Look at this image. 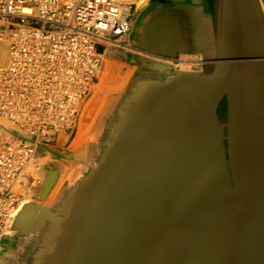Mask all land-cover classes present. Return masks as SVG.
Wrapping results in <instances>:
<instances>
[{"label":"water","instance_id":"water-1","mask_svg":"<svg viewBox=\"0 0 264 264\" xmlns=\"http://www.w3.org/2000/svg\"><path fill=\"white\" fill-rule=\"evenodd\" d=\"M212 29L201 70L135 56L93 164L23 204L8 264H264L261 1L215 0Z\"/></svg>","mask_w":264,"mask_h":264},{"label":"built area","instance_id":"built-area-1","mask_svg":"<svg viewBox=\"0 0 264 264\" xmlns=\"http://www.w3.org/2000/svg\"><path fill=\"white\" fill-rule=\"evenodd\" d=\"M135 1L0 0V237L38 167V146L73 129L107 44L124 43ZM190 62L201 70L204 59Z\"/></svg>","mask_w":264,"mask_h":264},{"label":"crops","instance_id":"crops-1","mask_svg":"<svg viewBox=\"0 0 264 264\" xmlns=\"http://www.w3.org/2000/svg\"><path fill=\"white\" fill-rule=\"evenodd\" d=\"M214 1L136 0L126 14L130 30L123 41L136 53L157 59H210ZM260 1L264 11V0ZM22 247L23 241L12 232L1 237L0 264L13 261Z\"/></svg>","mask_w":264,"mask_h":264},{"label":"rangeland","instance_id":"rangeland-1","mask_svg":"<svg viewBox=\"0 0 264 264\" xmlns=\"http://www.w3.org/2000/svg\"><path fill=\"white\" fill-rule=\"evenodd\" d=\"M103 54H105L108 57L110 56L111 57L110 61L112 60L111 63L113 65L112 66L113 69H112V79L110 82L111 83L110 85L112 88L108 90L109 92L106 91L107 92V93H105L106 95L104 94L105 96H103L104 99L102 98L101 100H99V102L97 101V103H96L97 105L95 104L92 107V109L90 110V112L88 114V117H87L88 119H86V122L88 124V131H87L86 135H88V136H86L85 138L89 139L88 141L93 143V145H94L93 153L97 150L96 146L98 143V134H99L100 129L102 128V125H103L106 117L111 112L115 102L117 101V99L119 98L121 93L124 91L127 84L129 83V81L136 75V73L134 71L136 67H135V64L133 61L135 59V56L138 55V53H136L135 51H133L129 48L125 49V48H121L118 46H114L113 44H107L106 50ZM192 59H194V58H192ZM102 64H103V57H102ZM102 64H101V66H102ZM174 65L175 64H173V66ZM101 66H100V68H101ZM174 67H176V66H174ZM125 72L127 73V75H125ZM121 75H122V80L124 82L120 78ZM124 77L126 79H124ZM119 80H120V82H119ZM117 83L118 84L120 83V85H118ZM121 83H123V84H121ZM102 100H103V102H101L102 103L101 104L100 101H102ZM105 101H106V103H105ZM98 103L101 105H98ZM93 113H94V115H93ZM73 133H74V130L72 129V130L68 131L66 134H61L59 136V138L57 139V141H55L54 143L48 144V145H43V147H45V148H43L44 151L43 150L42 151L40 150L41 152L39 150L36 151L35 160H36V162H38L37 165L38 164L39 165H38L36 170L32 171L33 178L29 179L27 182V188L29 191L27 190L25 193L26 195L25 194L22 195L21 198L25 199V197H27V199L29 201H37L36 199H38V197L36 196V194H38L37 192L39 191V186H38L39 183L37 182V180L41 177L40 176L41 171L49 168L51 165H53V166L58 165L59 166L58 172H57L56 176L54 177L53 182H52V186L50 188V189H52L54 187V184H57V182H59V185L58 184L56 185V186H58V187H56L57 190L55 191L52 199H50L51 201L44 199V200H41L44 202H40V203H43L46 205L50 204L54 200V198L59 195L62 188L71 184L81 174V171L86 166V164H93V160H92V154L93 153L92 154H86V153L82 152L81 148H76L73 150L71 149L70 143H71L72 137L74 135ZM89 135H91V136H89ZM60 137H62L61 138L62 140H60ZM66 173H68V174H66ZM60 176L61 177L64 176V177L61 178Z\"/></svg>","mask_w":264,"mask_h":264},{"label":"bare ground","instance_id":"bare-ground-1","mask_svg":"<svg viewBox=\"0 0 264 264\" xmlns=\"http://www.w3.org/2000/svg\"><path fill=\"white\" fill-rule=\"evenodd\" d=\"M114 46H118L113 44ZM121 48H129V45L124 42L123 44H119ZM110 48V47H109ZM130 49V48H129ZM132 49V48H131ZM0 55H3L4 59L6 57V51L5 48L0 44ZM103 57V64L101 66V68H99L98 70V74H97V82L93 85L90 93L87 95V97L80 102L79 105V110H78V115H77V119H76V123L73 127L74 130V135L72 137L71 143H70V147L71 149H76V148H81L82 152L86 153V154H92L93 153V148L94 145L92 142L88 141L89 139H86L85 137L88 136L86 135L87 131H88V124L86 122V119H88V114L90 112V110L92 109V107L97 103V101L99 102V100H101L102 98L104 99L103 96H105L107 93L106 91H108L109 89H111V79H112V69H113V65L110 61L111 57L106 56L105 54L102 55ZM158 57V56H157ZM164 59V58H163ZM195 59V58H194ZM191 59L188 58H184V57H180L178 59H176V61L174 62V66H176L177 68H179L180 70H191ZM0 62H2L0 60ZM119 64V63H118ZM126 64V63H125ZM117 68V67H116ZM121 68V67H120ZM130 68V67H129ZM124 71V70H123ZM124 74V73H123ZM125 75H127V73L125 72ZM121 80H122V75H121ZM124 79H126L124 77ZM123 81V80H122ZM120 82V80H119ZM124 82V81H123ZM115 84V83H114ZM113 84V85H114ZM118 84V83H117ZM123 84V83H121ZM120 85V83L118 84ZM120 88V87H119ZM115 89V88H114ZM118 89V88H117ZM117 91V90H116ZM109 92V91H108ZM105 94V95H104ZM110 98V97H109ZM107 101V100H106ZM105 101V103H106ZM103 102L100 101V103ZM102 104V103H101ZM98 103V105H101ZM97 105V104H96ZM108 105V104H107ZM106 105V106H107ZM104 106V105H103ZM105 106V107H106ZM108 107V106H107ZM107 110V109H106ZM94 115V113H93ZM90 119V118H89ZM93 121V120H92ZM92 135V134H91ZM89 135V136H91ZM62 137H60V140ZM88 138V137H87ZM91 139V138H90ZM45 147L43 146H38L37 150H43ZM69 148V147H68ZM40 151V152H41ZM79 153V152H78ZM85 155V154H84ZM40 162V161H39ZM38 163V162H37ZM39 165V164H38ZM69 168V167H68ZM42 169V168H41ZM59 166L58 165H51V167L42 170L41 171V177L37 180V182L39 183V191L37 192L38 194H36V196L38 197V200L40 197H43L42 200H50L52 199L55 191L57 190L56 186L57 184L59 185V182H57V184H54V187L52 189V182L54 177L56 176L57 172H58ZM63 171V170H62ZM70 171V170H69ZM68 172V171H67ZM35 173V172H34ZM68 174V173H66ZM77 174V173H76ZM71 176V175H70ZM37 177V176H36ZM61 177V176H60ZM64 177V176H62ZM61 177V178H62ZM58 178V177H57ZM72 179V178H71ZM60 181V180H59ZM34 183V182H33ZM32 183V184H33ZM31 185V184H30ZM28 190L27 188V183H21L20 184V191L21 194L24 195L26 193V191ZM29 191V190H28ZM37 191V190H36ZM26 195V194H25ZM35 196V197H36ZM37 200V199H36ZM37 200V201H38ZM29 200L27 199V197H25V199L22 198L21 200V205L19 207V210L22 208L23 204L28 202ZM41 201V200H39ZM51 201V200H50ZM42 202V201H41ZM44 202V201H43ZM47 202V201H46ZM49 202V201H48ZM10 232H13L12 229L9 230L7 233L9 234ZM5 257V256H4Z\"/></svg>","mask_w":264,"mask_h":264},{"label":"flooded vegetation","instance_id":"flooded-vegetation-1","mask_svg":"<svg viewBox=\"0 0 264 264\" xmlns=\"http://www.w3.org/2000/svg\"><path fill=\"white\" fill-rule=\"evenodd\" d=\"M220 107L221 108L219 109V113L222 114V115L225 114V103L221 102L220 103Z\"/></svg>","mask_w":264,"mask_h":264}]
</instances>
